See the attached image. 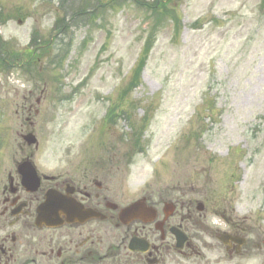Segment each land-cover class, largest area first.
Returning a JSON list of instances; mask_svg holds the SVG:
<instances>
[{"label": "rangeland", "instance_id": "obj_1", "mask_svg": "<svg viewBox=\"0 0 264 264\" xmlns=\"http://www.w3.org/2000/svg\"><path fill=\"white\" fill-rule=\"evenodd\" d=\"M157 1L0 0L4 54L51 41L29 70L0 64V163L17 148L22 96L46 87L41 153L128 156L138 140L133 188L216 193L264 235V0Z\"/></svg>", "mask_w": 264, "mask_h": 264}, {"label": "flooded vegetation", "instance_id": "obj_2", "mask_svg": "<svg viewBox=\"0 0 264 264\" xmlns=\"http://www.w3.org/2000/svg\"><path fill=\"white\" fill-rule=\"evenodd\" d=\"M33 98L19 107L17 151L0 164V264H264V235L225 197L133 188L125 155H45L24 143ZM49 195L52 225L38 223Z\"/></svg>", "mask_w": 264, "mask_h": 264}, {"label": "trees", "instance_id": "obj_3", "mask_svg": "<svg viewBox=\"0 0 264 264\" xmlns=\"http://www.w3.org/2000/svg\"><path fill=\"white\" fill-rule=\"evenodd\" d=\"M151 45L152 43H150V41L148 40L146 42V45L143 51V58L140 60L138 67L134 71V76H133L132 84H130V87H133L138 84L140 80L141 71H142L143 66L145 65V61L147 60L148 52H149Z\"/></svg>", "mask_w": 264, "mask_h": 264}, {"label": "water", "instance_id": "obj_4", "mask_svg": "<svg viewBox=\"0 0 264 264\" xmlns=\"http://www.w3.org/2000/svg\"><path fill=\"white\" fill-rule=\"evenodd\" d=\"M26 139L30 144H33L35 142V138L32 135L28 136ZM50 210H51L50 205H46L44 208H42V215L41 216L44 217L45 212L49 213Z\"/></svg>", "mask_w": 264, "mask_h": 264}]
</instances>
